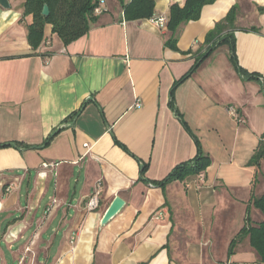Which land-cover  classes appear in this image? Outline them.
Wrapping results in <instances>:
<instances>
[{"label":"crops","instance_id":"crops-1","mask_svg":"<svg viewBox=\"0 0 264 264\" xmlns=\"http://www.w3.org/2000/svg\"><path fill=\"white\" fill-rule=\"evenodd\" d=\"M8 2L0 6V264H260L248 238L229 248L252 207L249 162L264 142V0L205 6L178 29L176 49L166 46L168 26L152 19H169L186 0H154V16L135 21L106 0L87 34L66 45L47 25L38 48L25 0ZM234 7L236 64L222 45L176 86ZM200 153L210 159L203 178L153 184ZM43 163L59 165L43 171ZM98 183L100 207L90 212ZM117 196L124 208L101 227ZM250 217L254 226L264 219L254 208Z\"/></svg>","mask_w":264,"mask_h":264},{"label":"trees","instance_id":"trees-1","mask_svg":"<svg viewBox=\"0 0 264 264\" xmlns=\"http://www.w3.org/2000/svg\"><path fill=\"white\" fill-rule=\"evenodd\" d=\"M123 9L124 17L127 20H145L151 19L155 12L154 0H116ZM217 0H186L185 6L180 7L175 4L170 8V17L168 29L172 33L171 38L166 42V46L176 49L178 42V29L181 25L191 21H198L201 17L202 10L205 6L212 5ZM98 0H25L24 14L32 16L33 22L28 29V39L34 48H38L44 38L45 27L53 26V33L57 34L64 44L72 43L80 37L87 34L91 25L97 21L94 14L98 6ZM50 9V16L45 17L42 14L44 6ZM260 11L264 12V8ZM237 19V9L232 8L228 15L206 36V44L208 46L196 63L194 69L180 82L190 77L192 72L205 61L216 49L225 44H231L232 56L231 60L236 64L235 43L233 32L235 31V22ZM252 31L255 28L250 29ZM245 74V73H244ZM264 162V142L260 143L258 150L250 160L249 164L256 167V174L252 183V199L251 205L247 209L248 217L246 224L238 235L233 239L229 255L234 253L238 242L249 239L250 245L260 257V264H264V219L252 225L250 217L251 208L258 210L264 217V193L260 197H255V189L259 182V173ZM210 165V159L200 153V155L183 165L178 166L164 181L153 183L156 186L164 187L170 182L184 181L190 176H196L204 173ZM147 167H145L146 170ZM145 170L143 172H145Z\"/></svg>","mask_w":264,"mask_h":264},{"label":"built area","instance_id":"built-area-1","mask_svg":"<svg viewBox=\"0 0 264 264\" xmlns=\"http://www.w3.org/2000/svg\"><path fill=\"white\" fill-rule=\"evenodd\" d=\"M98 1H99V4H98V6L96 7V9L94 11V14L96 16H99V15L103 14L105 11H107V8H106L107 2H106V0H98ZM152 23L154 25H156L158 28H166L168 26L169 19L165 18V17L153 18L152 19ZM139 104L140 103H137V106H140ZM228 112L238 123H240V124H244L245 123V119L240 115V113H239V111H238V109L236 107H234V106L229 107L228 108ZM84 147L89 148V151H90V147L87 144L84 145ZM58 165H59L58 163H43L41 168L43 169V171L55 170L58 167ZM42 173L45 174V172H42ZM199 177L203 178V175L200 174ZM6 192H10V188H8L6 190ZM103 192H104V188H103L102 184L98 183V185L95 188L94 193L89 198L88 203H87V209L90 212H95V211H97L99 209L100 202H101V196H102ZM53 203L56 204V201L54 200ZM163 217H164V212H159L156 215L155 219L162 220ZM76 236H77V233H73L72 234L71 244L75 243Z\"/></svg>","mask_w":264,"mask_h":264},{"label":"water","instance_id":"water-1","mask_svg":"<svg viewBox=\"0 0 264 264\" xmlns=\"http://www.w3.org/2000/svg\"><path fill=\"white\" fill-rule=\"evenodd\" d=\"M0 6L5 9L10 8V4L8 0H0ZM42 14L45 17L50 16V9L47 5L44 6ZM245 78L248 79L249 77H245ZM56 134L57 133H55L54 135ZM125 204H126L125 201L121 197L117 196L114 199L113 203L110 205V207L107 209V211L104 213L100 222L101 227L106 226L112 219H114L122 211Z\"/></svg>","mask_w":264,"mask_h":264},{"label":"rangeland","instance_id":"rangeland-1","mask_svg":"<svg viewBox=\"0 0 264 264\" xmlns=\"http://www.w3.org/2000/svg\"><path fill=\"white\" fill-rule=\"evenodd\" d=\"M128 1V0H127ZM263 177H264V168H263ZM9 257V256H8ZM9 259V258H8Z\"/></svg>","mask_w":264,"mask_h":264}]
</instances>
